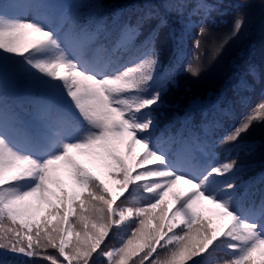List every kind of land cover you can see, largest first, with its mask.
<instances>
[{
  "label": "snow or ice",
  "instance_id": "1",
  "mask_svg": "<svg viewBox=\"0 0 264 264\" xmlns=\"http://www.w3.org/2000/svg\"><path fill=\"white\" fill-rule=\"evenodd\" d=\"M81 7L103 6L0 4V256L264 264V172L244 179L238 151L264 131V88L200 128L165 135L157 115L180 74L199 78L246 34L248 0H233L223 29L206 0H144L134 22L73 11ZM172 16L185 22L165 63L161 33ZM10 82L35 93L28 116L8 105Z\"/></svg>",
  "mask_w": 264,
  "mask_h": 264
},
{
  "label": "trees",
  "instance_id": "2",
  "mask_svg": "<svg viewBox=\"0 0 264 264\" xmlns=\"http://www.w3.org/2000/svg\"><path fill=\"white\" fill-rule=\"evenodd\" d=\"M65 1L70 2V5H87L93 2L101 4L103 7L96 11L87 7L73 9V11H79L85 15L91 13L98 20L107 23H111L115 15L121 12L122 19L134 22L138 12L134 6L144 3V0H52L56 4ZM1 2L4 3V0H0V4ZM153 2L159 3L160 0H153ZM206 2L219 6V11L213 12L211 18L223 29L231 20L230 5L233 0H206ZM248 3L249 23L246 34L222 54L221 67L220 57H218L199 78L180 74L177 77L176 86L171 87L165 95L164 104L157 114L159 127L165 135L175 134L186 125L188 128H200L202 121L205 119L211 121L220 110L227 112L232 109L233 112H237L243 110L245 103H255L259 92L264 88V0H248ZM184 22L172 16L169 18L168 27L161 33L165 63L170 55L169 36L173 31L178 35ZM218 67L220 69L216 73ZM7 91H14L13 82L8 84L6 93ZM5 98L8 103V97L5 96ZM244 144L254 145L250 151L247 147L238 150L245 166L244 179L250 176L259 177V174L264 172V131L257 129L246 138ZM226 151L224 146H218L216 149L218 155H225ZM232 155L235 156L236 151H233ZM88 166L107 180L104 170L97 164ZM62 178L67 184V178ZM255 187L257 189L260 187L259 180ZM204 207L206 214L210 215L211 213L207 210L213 206L205 205ZM120 239L121 235L115 234L108 240V245L119 246ZM48 251L54 252L52 249ZM27 259L11 255L0 256V264H21L22 260ZM38 264H47V262H38Z\"/></svg>",
  "mask_w": 264,
  "mask_h": 264
},
{
  "label": "rangeland",
  "instance_id": "3",
  "mask_svg": "<svg viewBox=\"0 0 264 264\" xmlns=\"http://www.w3.org/2000/svg\"><path fill=\"white\" fill-rule=\"evenodd\" d=\"M221 59H222V55L220 56V59H219L220 67H221ZM220 67H218V69H216V73L218 72V70L220 69ZM113 191H115V189H113Z\"/></svg>",
  "mask_w": 264,
  "mask_h": 264
}]
</instances>
